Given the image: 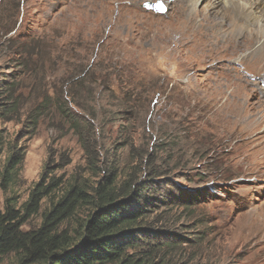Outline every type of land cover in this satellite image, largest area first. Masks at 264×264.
<instances>
[{"label": "rangeland", "instance_id": "1", "mask_svg": "<svg viewBox=\"0 0 264 264\" xmlns=\"http://www.w3.org/2000/svg\"><path fill=\"white\" fill-rule=\"evenodd\" d=\"M173 1L0 0V97L7 86L21 94L18 113L0 119V170L14 148L24 152L14 181L5 190L0 185V210L9 197L20 208L42 176L60 178L64 188L73 181L93 185L108 172L139 181L154 169L164 176L143 197L154 204L147 227L162 232L142 238L149 243L140 244L144 251L135 258L151 250L145 264H264V174L247 172L239 162L250 134L235 138L232 130H216L211 119L205 126L198 84L211 77L207 69L189 77L178 67L182 61L153 54L156 23L169 20ZM256 1L238 0L247 12ZM147 2L153 7L147 9ZM260 8L239 22L264 31ZM79 74L81 89L74 87ZM242 75L264 86V71ZM45 95L94 128L91 152L55 107L33 134L25 131L28 111ZM148 151L156 154L158 168H141ZM90 154L98 168H88ZM61 156L70 162L55 168ZM112 165L119 168H107ZM53 196L23 230L39 226ZM253 208L260 213L249 216ZM0 264L23 263L9 254Z\"/></svg>", "mask_w": 264, "mask_h": 264}, {"label": "trees", "instance_id": "2", "mask_svg": "<svg viewBox=\"0 0 264 264\" xmlns=\"http://www.w3.org/2000/svg\"><path fill=\"white\" fill-rule=\"evenodd\" d=\"M83 76L74 77V87L81 89ZM20 97L16 86L5 87L0 97L4 99L0 102L1 120H11L13 114L18 113ZM76 98L74 106L79 107L75 103ZM56 104L54 106L53 99L45 95L28 111L23 123L25 131L33 134L41 119L55 107L78 135L85 150L89 151L90 140L92 137L96 139L94 128L81 124L64 102L58 100ZM2 150L0 144V155ZM23 157L24 152L14 148L6 158L0 170V185L4 190L16 178ZM156 158L155 153L148 151L141 168H158L155 166ZM96 159L97 156L88 155V168H98ZM69 162L61 156L55 168H64ZM161 176H164L163 172L149 169L144 179L139 181L131 178L120 180L118 174L108 172L93 185L73 181L64 188L60 178L42 176L20 208L15 207L14 199L6 198L4 209L0 210V258L14 254L23 264H145L151 250H147L143 257L135 258V254L144 251L140 244L149 243L144 239L162 231L147 227L146 216L154 204L143 197V192ZM51 195L54 196L42 212L39 226L23 230V224L39 212L44 199ZM84 210L87 211L85 215H80Z\"/></svg>", "mask_w": 264, "mask_h": 264}, {"label": "bare ground", "instance_id": "3", "mask_svg": "<svg viewBox=\"0 0 264 264\" xmlns=\"http://www.w3.org/2000/svg\"><path fill=\"white\" fill-rule=\"evenodd\" d=\"M198 1L203 2L200 8L196 6ZM173 4L169 20L155 26V59L182 61L178 67L189 77L198 68L207 69L205 75L211 77L198 84L203 94L205 126L211 119L216 130H232L235 138L250 134L239 162L247 172L256 169L255 173L264 174V86L242 75L264 71V31L259 30L261 26L239 22L248 20L259 6L264 10V0H257L251 12L238 0H174ZM135 22L134 28H140V21ZM258 104L262 109L257 111ZM248 213L255 216L260 212L253 208Z\"/></svg>", "mask_w": 264, "mask_h": 264}, {"label": "water", "instance_id": "4", "mask_svg": "<svg viewBox=\"0 0 264 264\" xmlns=\"http://www.w3.org/2000/svg\"><path fill=\"white\" fill-rule=\"evenodd\" d=\"M144 6H145L147 9H150V8L153 7V4L147 2V3L144 4ZM156 11H157V10H156Z\"/></svg>", "mask_w": 264, "mask_h": 264}]
</instances>
